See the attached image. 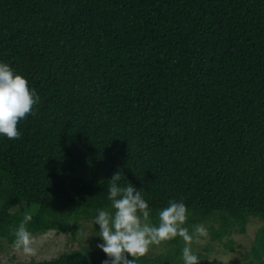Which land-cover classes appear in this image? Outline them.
Masks as SVG:
<instances>
[{"label": "trees", "instance_id": "16d2710c", "mask_svg": "<svg viewBox=\"0 0 264 264\" xmlns=\"http://www.w3.org/2000/svg\"><path fill=\"white\" fill-rule=\"evenodd\" d=\"M0 61L39 96L23 139L0 138V246L25 213L36 235L114 212L120 172L153 225L172 200L211 240L260 221L242 258L264 264V0H0ZM99 243L28 264H105ZM163 243L136 264H183Z\"/></svg>", "mask_w": 264, "mask_h": 264}, {"label": "clouds", "instance_id": "9594fccd", "mask_svg": "<svg viewBox=\"0 0 264 264\" xmlns=\"http://www.w3.org/2000/svg\"><path fill=\"white\" fill-rule=\"evenodd\" d=\"M38 103L39 96L31 90L30 84L18 76L9 63L0 61V138L22 140L20 125L34 114ZM120 180V172L109 180L107 198L115 211L97 209L93 218L102 240L97 247L109 258L105 264H136L151 246L177 237L184 241L183 264H199L192 243L207 235V229L202 224L196 225L192 231L184 226L189 215L185 203L169 201L168 206L158 213V225H153L151 208L142 191L131 183L121 186ZM31 219V215L25 213L14 230V247L25 255H35L36 252L34 237L26 226ZM125 254L132 258L128 259Z\"/></svg>", "mask_w": 264, "mask_h": 264}, {"label": "rangeland", "instance_id": "374dc122", "mask_svg": "<svg viewBox=\"0 0 264 264\" xmlns=\"http://www.w3.org/2000/svg\"><path fill=\"white\" fill-rule=\"evenodd\" d=\"M78 221L79 226L74 234L53 230L43 234L32 235L35 241L33 244L36 249L35 255H25L15 249L14 243L9 244L3 241L0 246V264H28L31 260L50 259L63 251H68L70 248H77L84 244L88 245L99 236V226L94 224L93 219L85 216L79 218ZM214 224L217 225V222ZM202 225L207 229V235L194 240L192 248L207 255L206 264H245L249 261V258L243 259L242 256L245 252L250 251L255 232L261 225L260 221L251 219L246 224L244 232H233L229 236L222 238L221 241L211 240L209 229L206 227L208 223ZM228 240L232 241V249L224 245ZM205 246H208L209 250L205 251ZM167 248L168 245L161 242L159 245L151 246L146 255L162 253Z\"/></svg>", "mask_w": 264, "mask_h": 264}]
</instances>
